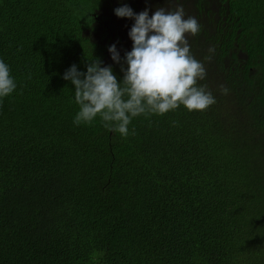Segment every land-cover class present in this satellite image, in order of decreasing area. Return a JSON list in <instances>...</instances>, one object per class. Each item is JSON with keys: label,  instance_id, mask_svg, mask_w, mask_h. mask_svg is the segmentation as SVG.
I'll return each mask as SVG.
<instances>
[{"label": "trees", "instance_id": "trees-1", "mask_svg": "<svg viewBox=\"0 0 264 264\" xmlns=\"http://www.w3.org/2000/svg\"><path fill=\"white\" fill-rule=\"evenodd\" d=\"M105 1L0 0L18 84L0 102V264H264V0H181L216 103L140 115L127 137L75 125L63 78L106 66Z\"/></svg>", "mask_w": 264, "mask_h": 264}, {"label": "clouds", "instance_id": "clouds-1", "mask_svg": "<svg viewBox=\"0 0 264 264\" xmlns=\"http://www.w3.org/2000/svg\"><path fill=\"white\" fill-rule=\"evenodd\" d=\"M114 13L134 20L128 32L132 49L123 61L116 44L108 48L111 59L122 64L123 78L118 81L112 66H102L99 58L90 60L86 72L73 64L63 78L74 86L78 105L75 125L91 124L99 117L106 129L127 137L134 134L129 125L140 115H164L181 106L189 111L204 110L216 103L208 86L199 83L207 71L192 54L187 39V34L197 35L201 25L196 17L186 16L181 0H176L174 10L158 7L152 15L148 8L135 13L127 4L115 8ZM17 87L10 65L0 57V102ZM220 88L227 94L225 86Z\"/></svg>", "mask_w": 264, "mask_h": 264}, {"label": "rangeland", "instance_id": "rangeland-1", "mask_svg": "<svg viewBox=\"0 0 264 264\" xmlns=\"http://www.w3.org/2000/svg\"><path fill=\"white\" fill-rule=\"evenodd\" d=\"M193 2V0H192ZM123 4L129 5L135 13H140L141 11L145 10V8L149 9V15L156 10L158 7H164L167 10H174L176 8V1L175 0H106L105 6L101 11V22H100V31H110L112 36V44H116L118 51L120 52V56L122 55L123 51L120 47V44L117 41L116 34L123 39L125 42H132L129 38L128 32L130 31L134 20L128 18H118L115 13L114 9L122 6ZM184 10L186 16H192L194 4L191 5L189 1L185 2ZM214 6V4H213ZM191 7V8H190ZM195 17V16H194ZM188 35V34H187ZM94 39L98 42H104L106 38L102 39L100 36H94ZM133 43V42H132ZM108 53V57L105 60L106 66L114 63L111 59V54Z\"/></svg>", "mask_w": 264, "mask_h": 264}]
</instances>
